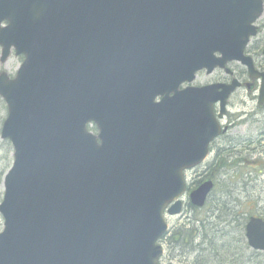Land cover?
I'll list each match as a JSON object with an SVG mask.
<instances>
[{"label":"water","instance_id":"95a60500","mask_svg":"<svg viewBox=\"0 0 264 264\" xmlns=\"http://www.w3.org/2000/svg\"><path fill=\"white\" fill-rule=\"evenodd\" d=\"M263 11L264 0H0V63L23 56L13 77L0 72L13 149L0 264H160L164 212H181L184 170L221 131L213 103L219 118L239 82L178 87L237 61L260 77L264 106V71L245 53ZM245 235L264 250V219Z\"/></svg>","mask_w":264,"mask_h":264},{"label":"rangeland","instance_id":"374dc122","mask_svg":"<svg viewBox=\"0 0 264 264\" xmlns=\"http://www.w3.org/2000/svg\"><path fill=\"white\" fill-rule=\"evenodd\" d=\"M256 24L261 28L250 39L247 48L255 64L264 67L260 54L264 46V12ZM21 61L20 55L12 53L4 63H0V71L13 75ZM229 66L236 73L242 71L244 79L247 77L244 67L237 62H231ZM221 77L223 72L216 70L211 74H197L195 81L202 84ZM245 90L241 88L233 96L231 111L245 110L250 114V120H241L225 137L211 145V153L203 163L186 172L190 190L208 165L221 168L215 173L214 189L206 205L200 209L190 206L187 191L182 197V212L165 215L169 227L160 240L164 249L160 260L162 264H264V250L252 249L247 244L244 230L249 215L264 216V110L257 109L255 100L244 97ZM6 113L5 103L0 97V129ZM226 138L233 141L244 138L253 142L233 145ZM222 149L232 150L233 153L224 154ZM12 151L10 141L0 138V202L2 179L12 163ZM235 215L244 218L235 219ZM2 223L0 215V230ZM179 231L186 233L184 238L178 235ZM192 234L195 238L191 243Z\"/></svg>","mask_w":264,"mask_h":264},{"label":"flooded vegetation","instance_id":"af4514ba","mask_svg":"<svg viewBox=\"0 0 264 264\" xmlns=\"http://www.w3.org/2000/svg\"><path fill=\"white\" fill-rule=\"evenodd\" d=\"M259 27H260V25H259ZM259 27H258V30H259ZM262 50H263V47L260 50V54L262 55L263 60H264V54H263ZM248 51H249V48H248ZM248 51H247V53H248ZM253 63H254V66H255V68L257 70L264 71V67H261V66L256 65L254 59H253ZM229 64H231V62L228 63V67L227 68L229 70H226L225 68L224 69L216 68V69H214L211 72V73H213L216 70L222 71L223 72V77H221L220 79H216V80H212V81L207 82V83L200 84V83H198V82L195 81V79H196L195 78L192 83L183 82L178 87V89H183V88H186V87H189V86H202V85H208V84H214V83H216V84H229V83H231V81L233 79H236L239 82V85H237L236 88L233 91H231L230 94L228 95V97L226 98L225 106H224L225 111L222 114V116L219 117V118H218V114H219V109H220V107H219L220 106V102L218 100V101H215L213 103L214 115L218 119V122H219L220 127H221V131H220V134L217 135L210 142L209 155L211 153V150H212L211 149V145L213 143L218 142L221 138L225 137L227 135L228 131L231 130V129H233V128H235L241 122V120H243V119H249L250 120V114H248L247 112H245V110H239V111H234V112L231 111V107L234 106L233 96H235L236 94L239 93V91H238L239 89L245 88L246 90L243 92L244 97L245 98H248L250 100L251 99L255 100V105H256L257 109L264 110V106H262V105H260L258 103V90H259V82H260V79L259 78L254 79V80L249 79L248 78V75H247L246 68L240 64L242 67H244L245 73L247 75V77L244 79L243 78V74L244 73L242 71H240L239 73L238 72L236 73L235 71H233L230 68ZM201 73H205L204 70L198 72L197 74H201ZM211 73H209V74H211ZM196 77H197V75H196ZM159 99H160V97L156 98V100H159ZM239 103L245 104V102H243V101H240ZM243 116H245V117L242 118ZM226 141L232 142L233 145H243V144H249V142H253L252 140H248V139H244V138L243 139H235V141H233L230 138H226ZM222 150H221V152H223L224 154H227V155H230V154L233 153V151L232 150H229V149H226V150H223V151ZM209 155H208V157H209ZM236 161L237 160H235L234 163H236ZM220 170H221V168H218L217 165L216 166H213L212 164L211 165H208V167L206 168V170L200 175L199 179H197L195 181V184L196 185L197 184H200V182L206 180L207 178H211V181L213 183V188H212V190H213L214 189V185H215L214 184L215 173L217 171H220ZM208 197H209V195H208ZM208 197L206 199V202H205L204 206L206 205V203L208 201ZM239 215H241V214H239ZM234 217H235V219H240V218L243 219L244 218V216L239 217L238 215H235ZM258 217L264 218V216H258ZM193 222H194V220H193Z\"/></svg>","mask_w":264,"mask_h":264},{"label":"trees","instance_id":"16d2710c","mask_svg":"<svg viewBox=\"0 0 264 264\" xmlns=\"http://www.w3.org/2000/svg\"><path fill=\"white\" fill-rule=\"evenodd\" d=\"M178 235H181V236H183V238H184V237H185V235H186V233H185V232H183V231H179ZM191 236H192V239H191V241H190V242L192 243L193 239L195 238V235H194V234H192Z\"/></svg>","mask_w":264,"mask_h":264}]
</instances>
